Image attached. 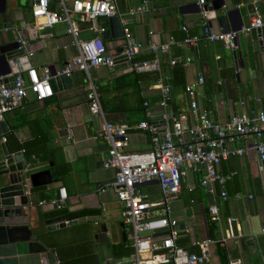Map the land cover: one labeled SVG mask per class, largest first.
<instances>
[{
    "label": "crops",
    "instance_id": "obj_1",
    "mask_svg": "<svg viewBox=\"0 0 264 264\" xmlns=\"http://www.w3.org/2000/svg\"><path fill=\"white\" fill-rule=\"evenodd\" d=\"M72 0H63L69 6ZM94 1V0H89ZM142 0H117L116 12L121 26L126 27L132 38L143 48L138 58L153 56L146 50L149 42L162 44L169 38L180 42L186 36L197 35L203 20L199 15L197 0H146L145 10L129 14L128 10L140 5ZM214 0H204L206 5ZM224 8L206 24L216 32L238 31L247 24L254 3L264 21V0H221ZM58 0H48V8L55 10ZM32 0H5L4 24H13L14 29L25 27L31 55L30 68L37 73L44 66L60 71L65 61L76 54L73 39L66 33L63 23L50 28H31L29 8ZM227 12H229L227 14ZM39 23L43 20H38ZM97 26L109 30L107 18L96 19ZM78 38L87 40L96 33L87 23H79ZM185 26V31L180 26ZM10 26V25H8ZM0 30H4L0 24ZM14 35V30H7ZM264 33V32H262ZM105 52L117 56L121 38L103 39ZM234 51L223 48L220 43L199 42L195 47L182 43L170 45L165 54L158 57L157 71L167 85L168 60L176 58L187 61L183 67L184 84L203 78L201 86L195 89L199 109L207 112L211 121L223 123L230 116L264 111V41L257 40V32L238 33ZM153 71V70H148ZM145 72V71H143ZM132 71L127 68L114 70L97 67L91 70V77L98 88H102L101 98L106 108L113 110L106 121L115 124L135 125L144 119L143 113L136 111L140 96L147 100L150 117L148 122L162 132L161 109L156 105L158 91L154 81L125 85L132 80ZM129 74V75H128ZM25 79V71L21 72ZM3 78V77H0ZM66 89L53 92L52 96L36 101L28 96L24 104L3 116L0 123L5 126L4 138L10 152L22 148L30 151L35 171L48 169L51 172L66 168V172L50 185L29 189V208H22V215L29 216V228L35 230L36 239L57 258V251L65 258L82 257L86 264H126L130 260L131 248L121 218L122 207L115 193L97 188L113 180L115 171L104 169L102 162L107 155V145L95 138L100 121L89 114L83 76L73 73ZM127 83V82H126ZM170 86V85H169ZM171 89L169 107L172 112H184L187 98L182 88ZM105 119V118H104ZM249 139H239L226 144L230 151L244 149L241 156L231 154L221 162L217 170L221 175L233 172L225 182L223 190L228 198L218 200L219 188L213 193L198 185L201 172L187 170L181 177L180 191L171 203L170 217L180 230L176 245L187 253L197 252L195 243L209 239V258L204 264H264V162L261 173L257 171L260 162L253 150H248ZM149 135L143 130L129 132L126 153H140L151 150ZM51 164V166H49ZM64 191L63 208L54 209L48 201L57 198L58 189ZM152 201L157 200L159 190L151 182L138 186ZM237 194L236 197H233ZM44 201L42 206L37 203ZM216 205L219 220L211 221L208 206ZM81 214L78 218L75 215ZM63 216L65 221L76 220V224L46 231L42 221ZM83 218H86L83 219ZM229 218L234 221L229 222ZM96 221L98 225H93ZM106 226L107 241L95 237L98 227ZM124 235V240L121 234Z\"/></svg>",
    "mask_w": 264,
    "mask_h": 264
},
{
    "label": "built area",
    "instance_id": "obj_2",
    "mask_svg": "<svg viewBox=\"0 0 264 264\" xmlns=\"http://www.w3.org/2000/svg\"><path fill=\"white\" fill-rule=\"evenodd\" d=\"M116 2L117 0H72L67 6L63 0H58L56 9L50 10L48 0H32L29 8L31 28H50L63 23L66 26V33L73 39L76 54L67 59L62 69L54 75H51L49 67L44 66L39 73L33 68L25 70V79L21 73L14 75L13 86L3 83L0 78V121L5 114L20 108L29 95L36 101L51 97L49 82L52 78L59 75L70 77L75 72L80 73L85 82L89 114L100 121L95 138L101 139L107 145V155L102 167L115 171L113 180L99 186L97 190L100 193L106 189L112 190L122 207V224L131 248L130 260L126 264H204L209 258V248L213 242L207 238L196 242L197 252L187 253L179 248L176 241L180 230L176 221L170 217V205L177 198L181 177L187 170L200 171L198 185L208 189L210 193H213V188L217 186L218 200L225 202L228 196L223 190V185L232 177L233 172L221 175L217 167L231 154L241 156L244 149L230 151L226 148V144L234 143L236 140L249 139L246 149L255 152L260 162L257 171L261 173L264 162V111L233 115L223 123L211 121L207 112L199 109L196 103L195 89L203 83V78L198 74L196 80L184 84L183 94L187 98V104L185 111L179 113L172 112L169 107L171 100L169 85L161 78L154 82L153 87L159 96L156 105L161 109L159 117L160 123L163 124L161 133L157 132L155 125L146 121L132 126L107 122L101 110L98 86L91 77V70L97 67H113V57L104 55L102 34L105 28L97 26L95 22L99 17H118ZM196 4L203 20L199 33L186 36L180 42L169 38L162 44L147 43L146 50L153 55L150 62H133L143 46L132 38L126 27L122 26L120 55L130 63L132 71L140 73V69L152 65L156 68L158 57L165 54L170 45L178 43L189 47H195L199 42L220 43L223 48L234 51L237 34L245 35L252 30H259L257 40L261 42L264 21L256 3L252 6L247 24L241 26L238 31L229 32H216L211 29L206 24L205 11L201 9L205 4L204 0H197ZM145 5L146 0H142L140 5L129 9L128 13L142 12ZM38 20L43 22L39 23ZM79 23H87L96 34L87 40L78 38ZM180 30L185 31V26H180ZM30 55L31 53L28 54ZM168 64L185 67L188 63L183 59L173 58L168 60ZM142 106L144 117L149 118L148 104L143 102ZM133 130H143L149 135L151 150L140 153L124 152L129 132ZM4 141L2 138L1 142ZM23 171L27 173V165ZM24 182L25 184L28 182L27 178ZM151 182L156 183L159 190L158 198L154 201L137 189L138 186ZM261 193L264 200V188ZM24 194L28 195V191ZM236 196L237 194L233 197ZM64 199V191L61 188L58 189L57 198L49 200L48 203L54 209L61 210ZM44 203L40 201L37 205L42 206ZM207 210L211 221L219 220L216 205H209ZM232 221L234 219L229 218V222ZM93 225L98 224L94 221ZM53 258L51 264H59L54 254ZM227 264L239 262L229 261Z\"/></svg>",
    "mask_w": 264,
    "mask_h": 264
},
{
    "label": "water",
    "instance_id": "obj_3",
    "mask_svg": "<svg viewBox=\"0 0 264 264\" xmlns=\"http://www.w3.org/2000/svg\"><path fill=\"white\" fill-rule=\"evenodd\" d=\"M224 8L223 1L214 0L209 5L204 4L201 9L205 11L207 20L213 19L217 12ZM5 0H0V24L4 30H0V77L3 83L13 86L14 75L30 68L28 54L30 46L27 41V29L13 24H4ZM229 12H227L228 14ZM109 30L102 34L103 39L108 37L122 38V26L116 16L107 18ZM10 25V26H8ZM13 29L14 35L7 30ZM258 33L259 30H256ZM18 40L19 42H16ZM121 48L117 50V56L113 58V69L127 68L132 71L130 63L120 55ZM104 55H108L107 52ZM155 70V66L144 67L139 72ZM55 71L51 70V75ZM51 92H56L69 87L70 79L63 75L50 80ZM5 126L0 123V135L5 134ZM33 162L24 159L20 151L10 152L6 143L0 141V264H51L53 252L44 245L42 240L36 239L35 230L29 228V216L22 215V208H29V196L24 182L27 178L29 189L48 186L54 180L48 169L35 171ZM27 165V173L24 167ZM51 166V164L49 165ZM144 185V184H142ZM141 185V186H142ZM76 224V220L65 222L63 216H57L42 221L46 231L63 228ZM95 237L107 241L106 226L101 224ZM124 240L123 233L121 234Z\"/></svg>",
    "mask_w": 264,
    "mask_h": 264
},
{
    "label": "trees",
    "instance_id": "obj_4",
    "mask_svg": "<svg viewBox=\"0 0 264 264\" xmlns=\"http://www.w3.org/2000/svg\"><path fill=\"white\" fill-rule=\"evenodd\" d=\"M262 32H264V31H262ZM262 32H261V41H264V33H262ZM152 57L153 56L142 57V58L135 57L133 59V62H150ZM170 67H171L170 70L167 72V77H168L167 83L172 88L180 87V88H182V91H183V87H184L183 67L180 66L179 64H174ZM131 75H132L131 82L130 81H124V80H123V82L125 85L135 84L137 89L139 87L140 82H147V81H150V82L154 81L155 82L158 78H161L159 73L155 70L145 71V72H140V73L132 71ZM100 91H102V88L101 89L98 88V97H99L101 110L103 112V116H104L105 120H107L106 119L107 114L113 112V110H109L108 108L105 107V105L102 101V98H101V92ZM143 102L147 103V100L144 97L140 96L138 98V107L136 108V111L143 113V116H144V108L142 106ZM147 120L148 119L144 117V119L142 121H146L147 123L151 124ZM22 150H23V154L26 157V159L33 161V158H31L30 151L26 150V148H24V147L22 148ZM65 172H66V168L62 167L59 170L52 171L51 175H52V177H59L60 175H62ZM80 215L81 214H77L73 218L76 219ZM57 260L59 261V264H86L87 262H89V261H86L85 259H83L82 257H76V258H70V259L68 258V260H67V258H65V256L60 254L58 251H57Z\"/></svg>",
    "mask_w": 264,
    "mask_h": 264
},
{
    "label": "rangeland",
    "instance_id": "obj_5",
    "mask_svg": "<svg viewBox=\"0 0 264 264\" xmlns=\"http://www.w3.org/2000/svg\"><path fill=\"white\" fill-rule=\"evenodd\" d=\"M74 20V18H72Z\"/></svg>",
    "mask_w": 264,
    "mask_h": 264
}]
</instances>
